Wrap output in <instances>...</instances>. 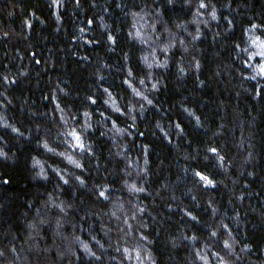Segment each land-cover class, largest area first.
<instances>
[{
  "label": "clouds",
  "instance_id": "1",
  "mask_svg": "<svg viewBox=\"0 0 264 264\" xmlns=\"http://www.w3.org/2000/svg\"><path fill=\"white\" fill-rule=\"evenodd\" d=\"M0 264H264V0H0Z\"/></svg>",
  "mask_w": 264,
  "mask_h": 264
},
{
  "label": "trees",
  "instance_id": "2",
  "mask_svg": "<svg viewBox=\"0 0 264 264\" xmlns=\"http://www.w3.org/2000/svg\"><path fill=\"white\" fill-rule=\"evenodd\" d=\"M89 38H91V36H89ZM69 41L72 45H75V41H72L71 38L69 37ZM64 47H67V45H63ZM51 46H49L50 48ZM49 48H42L41 49V54H37V59H40L41 60V63L44 62V57L49 55ZM91 51V48L89 49ZM35 51V50H33ZM32 52L29 53V55H31ZM63 61H64V66L65 68H68V67H71V65L68 63V61L70 59H72L71 57L69 56H63L62 57ZM75 59H79V57H76Z\"/></svg>",
  "mask_w": 264,
  "mask_h": 264
},
{
  "label": "snow or ice",
  "instance_id": "3",
  "mask_svg": "<svg viewBox=\"0 0 264 264\" xmlns=\"http://www.w3.org/2000/svg\"><path fill=\"white\" fill-rule=\"evenodd\" d=\"M89 22H92V21H89ZM73 38H74V37H73ZM34 55H35V54H34ZM35 62H36V63H41V60H40V59H36ZM213 151H214V149H213Z\"/></svg>",
  "mask_w": 264,
  "mask_h": 264
}]
</instances>
